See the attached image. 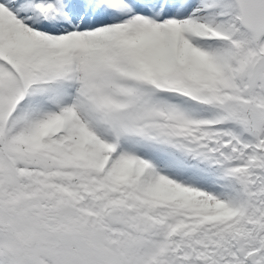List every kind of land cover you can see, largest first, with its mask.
<instances>
[{"label": "snow or ice", "instance_id": "1", "mask_svg": "<svg viewBox=\"0 0 264 264\" xmlns=\"http://www.w3.org/2000/svg\"><path fill=\"white\" fill-rule=\"evenodd\" d=\"M0 264H264V0H0Z\"/></svg>", "mask_w": 264, "mask_h": 264}]
</instances>
